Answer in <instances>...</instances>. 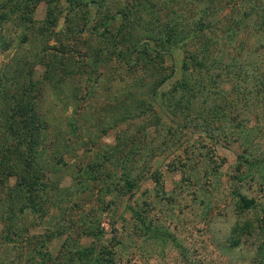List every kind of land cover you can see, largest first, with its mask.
Listing matches in <instances>:
<instances>
[{
  "label": "rangeland",
  "instance_id": "374dc122",
  "mask_svg": "<svg viewBox=\"0 0 264 264\" xmlns=\"http://www.w3.org/2000/svg\"><path fill=\"white\" fill-rule=\"evenodd\" d=\"M142 1L147 6L135 0H1L0 80L12 84L28 69L41 83L34 95L44 161L56 167L45 180L62 197L44 199V214L32 206L20 213L15 194L0 193V264H83L94 252L93 264H264L258 253L264 245V27L255 33L257 14L237 6L250 0H217L226 8L211 18L215 26L225 16L229 29L251 13L236 41L220 30H197V8L189 0ZM228 1L237 2L236 11ZM124 9L137 19L134 36L165 41L167 25L177 23L178 38L192 39L133 76L128 60L111 56L112 36L88 33L101 17L108 21ZM118 25L112 21L113 33ZM206 43L208 59L194 66L189 57L203 53ZM165 76L169 80L154 94ZM180 93L186 101L177 104ZM201 125L220 139L206 136ZM246 153L253 164L263 161L250 176L241 158ZM89 165L98 166L97 176H109L85 190L79 182ZM114 176L129 184L121 180V190L107 193ZM7 184L14 188L16 177ZM9 212L17 213L14 222L6 220ZM98 230L101 242L87 236ZM85 249L88 256L79 254Z\"/></svg>",
  "mask_w": 264,
  "mask_h": 264
},
{
  "label": "trees",
  "instance_id": "16d2710c",
  "mask_svg": "<svg viewBox=\"0 0 264 264\" xmlns=\"http://www.w3.org/2000/svg\"><path fill=\"white\" fill-rule=\"evenodd\" d=\"M66 1L69 3L70 0ZM135 2L138 5L147 6V2H144L142 0H135ZM219 2L217 3V0H200V2L199 0H189L188 5L190 7L194 5L197 8L195 12V18L192 22V24L196 26L197 30L204 31V29L206 28H208L210 31L220 30V32H223L224 36L226 35L225 37H228L229 40L236 41L234 35H237L241 30H243L241 29V26L244 24V22H246V20L249 19L251 13L252 17L255 16V13L257 14V22L260 20L258 24H255V29H253L255 30V33H258L264 27V4L261 5L260 3L256 2L252 3V0L248 1L247 3L244 1V3L241 2L239 4L237 2L232 3V1H228L226 6H228V4H232V11H236L237 3V6H239L240 9L244 11H251V13H246L247 15L245 13L242 14L240 17L242 19L241 21H237L234 19L231 23L232 26L229 29L228 25L230 24L226 26L227 29L224 28L225 16L215 26L211 21V18L216 14V12L221 10L223 12L224 8H226L224 7L223 9H219L223 1ZM94 4L98 5V9L101 7V3L95 2ZM89 5L91 4L89 3ZM132 5L135 7V3H132ZM1 8L2 5L0 0V13L2 11ZM136 20V18H132L131 10L124 9L121 12V16H115L108 21L104 20V18L101 17L100 25H95L92 29H88V33L90 35H94L95 37H102L103 39H107L108 37L112 36V40L110 41L112 43H110V45L113 47V50L111 49V56H115L116 60L122 62H126V60H128L126 63H128L129 68H131V74L133 76L136 75L139 71L145 72L147 69L154 65L155 61L164 59V52L168 50L170 51L173 47H178L180 42L186 43L187 40L192 39V37L185 38V36L182 39L178 38V36L180 37V35L182 34V31L179 29L181 25H178L177 23H174V25L172 26L167 25V27H169V34L165 41L158 40L152 36L142 37L141 35H135V37L134 30L137 26L135 24ZM112 21H115V24H119L116 33H113L110 29L112 28ZM214 26L216 27V29L214 28ZM101 27L104 28L101 31H98V28ZM84 30L86 29L84 28ZM128 35H133L135 39L134 37L133 39H128ZM121 46H124V50L119 49ZM203 47V53H201L200 55L193 54L191 57H189V59L194 61L192 63L194 66H203V64H205L206 62L205 60L208 59L207 56L210 47L209 43H206ZM261 47L264 48V44L261 45ZM199 56L204 57L202 58L203 61H198ZM63 66H66L65 63L63 64ZM185 67H188V65H185ZM63 70H65V68ZM16 75H18L21 80L18 77H14L12 84L9 80L5 81L7 79L5 77H2V79L0 80V99L1 101H3V99L6 100L5 110H2L0 114V193H3V195L6 196H13L12 193H14L15 196H13V201L19 207L20 213L25 212V209L32 206L33 209H38L44 214L46 212L44 199L45 201H48L52 198V196L53 198H61L62 196H60V194L62 193V191H59L58 189H49L45 180L48 174V170L52 172L56 169V167L50 169L48 160L44 161L46 145L44 142L45 139L43 137L41 124L39 122L40 117L36 108V95H34L36 91L40 90L41 83H36L33 80L28 69L27 71L25 69H21L18 73H16ZM169 78L170 76L163 77L157 84L153 93L155 94L158 88L165 84L169 80ZM186 82L187 81L181 83V91L184 95H186L187 93L189 94V90H187V84H185ZM177 88L178 86L175 90H177ZM184 100L186 101V96L184 97L181 93L176 97L177 104H181ZM213 112L216 113L214 115H216L217 117L218 111L214 110ZM205 119L206 121H210L211 119H213V116ZM183 126L185 125L178 124V127L180 128H184ZM200 127L202 128V131L203 129L206 130L205 132H203L206 136L215 138L217 140L220 139L213 134L215 129L210 128V130H208L209 127H204V125H201ZM224 139H227V137H225ZM53 144L54 142H52V145ZM56 145L53 146L54 149ZM247 155L249 156V154L246 153L245 155L241 156V158H243L246 164L249 166L251 171L248 172V175L250 176L252 175V173H254L255 168L257 169L263 166V161L257 163L259 161L257 160V164H253L249 161ZM55 165L56 164L53 163L51 166ZM97 167L98 166L96 165H89L81 170V179L79 183L84 184L85 190L88 188L89 183H95L100 180H105L109 176V174H105L103 175V177H101V174L97 176L96 174L98 173L95 171V168ZM12 177H16L17 184L14 188L9 190V188L7 187V182H9L10 178ZM115 179L116 178L114 176L113 181L106 185L105 188H107V193H110L114 190H121V180L122 182H125L124 185L129 184L123 179ZM7 201L9 202V200ZM128 207L136 215V218L143 225H146L143 214L139 213L135 207H132L130 205ZM8 215L11 216L6 217V220L14 222L17 213L9 212ZM7 228L9 229L8 232L10 234L14 226L11 224L8 225ZM87 236H94L98 239L99 242H101L102 240V232L99 230L97 233L88 232ZM45 243L46 240L44 239L42 242V247L45 246ZM86 253L82 252L79 254L86 256L90 254V252H88L87 250ZM258 253H262L264 258L263 244L260 245ZM92 255H95V257L93 258L94 260L92 261L95 262L98 259V254L94 252ZM254 259L256 260V258ZM92 262L89 261L86 263L85 261L83 264H93Z\"/></svg>",
  "mask_w": 264,
  "mask_h": 264
}]
</instances>
